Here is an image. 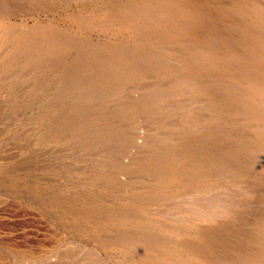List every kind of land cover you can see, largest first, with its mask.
Here are the masks:
<instances>
[{"label":"rangeland","instance_id":"obj_1","mask_svg":"<svg viewBox=\"0 0 264 264\" xmlns=\"http://www.w3.org/2000/svg\"><path fill=\"white\" fill-rule=\"evenodd\" d=\"M114 2L0 0V264H264V102L233 125L252 67L193 58L174 16L105 24Z\"/></svg>","mask_w":264,"mask_h":264},{"label":"bare ground","instance_id":"obj_2","mask_svg":"<svg viewBox=\"0 0 264 264\" xmlns=\"http://www.w3.org/2000/svg\"><path fill=\"white\" fill-rule=\"evenodd\" d=\"M117 1V0H116ZM125 2V1H123ZM113 3V2H112ZM126 3V2H125ZM114 6L111 7L110 9V15L108 17H106V15H108V11L105 10V9H96L95 10V13H100L101 17H102V20L104 18V23L105 24H113L114 22H116L117 20L120 22V23H123L126 22V21H129L131 19H135V17H138L140 18V20L142 21V24L146 27L147 25H149L150 22H153V20L155 18H157L156 16L159 15V19L160 20H163L165 22V18L166 17H170L171 16H174L175 17V22L172 21V23L174 25H177L179 22L183 21V24L184 27L182 30L180 31H176L174 32L173 29H174V26L171 27L173 24L171 25H168V24H165L164 28H166V30H168L169 32L170 31H173L171 33H176L177 34V37L179 39H185V32H187L189 30V32H199L197 33L198 34V37H195V34H193L194 37H189V39L187 40H190L191 42L188 43L190 46H195L198 51L196 53L195 56H193V58L197 59L199 58L200 56H207V58H209L208 56H211L210 58H212V56H217L218 54H223V60H227V61H230L234 58L236 59H239L242 57L244 58V61L243 62H246L248 63V65H250L252 67V69L250 70V72H248V76H246L245 74L244 75H241L240 77H238L234 83L232 85H236L240 82H242V79H246L248 78V80L246 81V83H248L245 88L247 89L245 95L243 94L244 91H241V95L243 94L244 95V100H239L241 101V106L242 108H246L248 109L247 111H245L243 114H238V116L240 115L241 118H243L242 122L239 123V122H234L233 125H235L236 129L240 130V128H242L241 126H243L245 123H248L249 121H252L253 119L255 120V115H254V112L257 111L256 108V104L260 103V102H264V89L261 90L259 88V84H260V81L263 80L264 78V53H260V55L258 54L259 53V49H255L254 51L256 53H253L252 52L248 53L247 49L248 48H252L253 46L256 45V40L259 39L260 36H264V0H132V2L129 4V5H126L125 4H122L120 2H114ZM128 4V3H127ZM120 5V6H119ZM232 5V6H231ZM108 6H110V4H108ZM175 9L177 14L175 13H172L173 10ZM224 11H228L227 12H223ZM211 11H215L218 15L216 16H213L214 20L212 21L210 18L212 17L211 14ZM97 13V14H98ZM142 13V14H141ZM157 13V14H156ZM160 13L163 14V17L160 16ZM214 13V14H216ZM226 13L229 14L231 16L230 17H227L226 16ZM114 14V15H112ZM172 17V18H174ZM224 17L227 18L226 20H224ZM98 18V17H97ZM84 19V18H83ZM155 21H158V19H155ZM113 22V23H112ZM158 22H161V21H158ZM117 25V24H116ZM107 26V25H106ZM110 26V25H108ZM113 26V25H111ZM115 26V25H114ZM194 26L197 27V29H194ZM236 31V33L238 34L237 37H243L244 38V41L248 44H242V43H237L235 40L232 41L231 39V34L234 33ZM138 36V38L136 39V37H133L135 39H133L132 41H130L132 44H133V47L135 48L134 50H143V51H138V52H141L144 54V52L148 51H153L154 49H145V45L143 42L140 41V39L142 38L141 35H136ZM157 36L154 34V33H151L150 34V39L151 41H158L157 42V45L160 44V40L159 38H156ZM2 38V37H1ZM48 38V37H47ZM234 38V37H233ZM228 40H231V41H228ZM143 41V40H142ZM150 41V40H149ZM94 42V41H93ZM255 42V45L254 43ZM104 43V42H103ZM103 43H102V46H103ZM124 43V42H123ZM142 45H141V44ZM179 43H182L181 45H183V43L185 44L184 41H179ZM96 44V42H95ZM99 44V43H97ZM119 44V43H118ZM178 44V43H177ZM187 44V43H186ZM260 46V48H264V40L263 42H260L258 43ZM94 44H92V47H93ZM135 45V46H134ZM180 44H178L179 46ZM188 45V46H189ZM91 46V45H90ZM110 46V45H109ZM112 46V44H111ZM116 46V45H114ZM112 46V48L114 47ZM118 46V45H117ZM116 46V47H117ZM163 46V45H162ZM168 46V45H166ZM184 46V45H183ZM180 47V46H179ZM224 47L227 48V51H224L223 53H221L223 50H224ZM94 48V47H93ZM96 48V47H95ZM108 48V47H107ZM120 48V46H119ZM181 48V47H180ZM225 48V49H226ZM97 49V48H96ZM111 49V48H110ZM191 49V48H189ZM194 49V48H193ZM84 50V49H83ZM106 50V49H105ZM112 50V49H111ZM169 50V49H168ZM172 50V49H171ZM192 50V49H191ZM190 50V51H191ZM261 50V49H260ZM170 51V50H169ZM193 51V50H192ZM264 51V49H263ZM95 52V50H94ZM116 52V51H115ZM136 52V51H135ZM175 52V51H174ZM185 52V51H184ZM258 52V53H257ZM113 53V52H112ZM170 53V52H169ZM180 53V52H179ZM116 54V53H115ZM154 54V53H152ZM194 54V53H193ZM217 54V55H216ZM258 54V55H257ZM92 55V53H91ZM135 55V54H134ZM191 55V54H190ZM94 56V55H93ZM149 56V55H148ZM146 56V57H148ZM188 56V55H187ZM151 57V56H150ZM165 57V56H164ZM200 57V58H201ZM189 58V56H188ZM192 58V62L194 63V59ZM205 58V57H203ZM220 58V57H219ZM1 59V58H0ZM94 60V58H92ZM97 59V58H96ZM146 58H142V60H145ZM156 59V58H155ZM141 60V58H140ZM158 60V59H157ZM163 61V59H161ZM160 60V61H161ZM207 60V59H206ZM206 60L203 61V63L205 64L206 63ZM222 60V59H221ZM256 60L257 62L259 61V64L257 65L256 64ZM151 61V60H150ZM200 61V60H199ZM198 61V62H199ZM233 61V60H232ZM78 62V61H77ZM143 61L139 62L140 65L141 64H144L142 63ZM145 62V61H144ZM169 62V61H168ZM176 62V61H175ZM185 62V61H184ZM208 62V61H207ZM225 62V61H224ZM66 63V62H65ZM155 63V62H154ZM153 63V64H154ZM157 63V62H156ZM159 63V61H158ZM173 63V62H172ZM173 66H175L174 64H172ZM177 63V62H176ZM202 63V62H201ZM238 63V62H237ZM180 64V62H179ZM189 64V62H188ZM187 64V65H188ZM200 64V63H199ZM211 64V63H210ZM220 64V63H219ZM230 64V63H229ZM111 65V64H110ZM158 65V64H157ZM161 65V64H160ZM183 65V64H182ZM109 66V65H108ZM152 66V64H151ZM155 66V65H154ZM198 66V65H197ZM214 66V65H213ZM256 66V67H255ZM1 67V66H0ZM112 66H110L111 68ZM169 67H172V66H169ZM182 67V66H181ZM228 67V66H226ZM168 68V66H167ZM177 65H176V69H177ZM201 68L205 69V71H207V73L212 76L213 75V70L212 69H207L206 68V65H204L203 67L201 66ZM85 69V68H84ZM174 68H171V71H174L173 70ZM183 69V68H181ZM186 69V68H185ZM201 69V71H202ZM225 69V68H224ZM223 69V70H224ZM242 69V68H241ZM248 69V67H247ZM135 70V69H134ZM169 70V69H167ZM68 71V70H67ZM150 71V70H149ZM186 71V70H185ZM248 71V70H247ZM168 72V71H166ZM179 72V70H178ZM204 72V71H203ZM202 73V72H201ZM205 73V72H204ZM222 73V72H221ZM246 73V72H245ZM195 74V71H192V74L188 77L189 79L193 78L192 76H194ZM128 75V74H127ZM176 76L173 75V74H164V77H166L167 79H171L172 77ZM184 76V75H183ZM200 76V75H198ZM197 76V77H198ZM235 76V75H234ZM87 77V76H86ZM127 77V76H126ZM195 77V80L196 78ZM186 78V76H185ZM214 78H217L216 76H214ZM188 79V80H189ZM184 80V79H183ZM194 80V79H193ZM202 80V79H201ZM219 80H222V79H219ZM200 81V80H199ZM224 81V80H223ZM222 81V82H223ZM257 81V82H256ZM202 82V81H201ZM233 82V81H232ZM191 83V82H190ZM200 83V82H199ZM264 83V82H263ZM218 84V83H217ZM196 85V82L195 84L192 86L194 87ZM221 85V84H220ZM219 85V86H220ZM226 85V84H225ZM228 85V84H227ZM231 85V84H230ZM263 85V84H262ZM197 86V85H196ZM222 86V85H221ZM224 86V85H223ZM229 86V85H228ZM239 86V85H237ZM234 87L232 88V86H230V88H232L231 90L233 89H238V87ZM202 87V86H200ZM198 87V88H200ZM218 87V86H217ZM216 87V88H217ZM229 88V87H228ZM222 89V87H221ZM187 90V89H186ZM220 90V89H219ZM230 90V91H231ZM155 91H158V90H155ZM185 93V91H183ZM215 93H218L219 92H215ZM214 93V94H215ZM227 93V92H225ZM230 93V92H229ZM156 94V93H155ZM223 93H221L222 95ZM260 94V96H259ZM157 95V94H156ZM229 96H231L229 94ZM241 97V96H240ZM259 97V98H258ZM253 99V103L251 102ZM156 100V99H155ZM219 100V99H218ZM226 101H229L230 98H226L225 99ZM249 100V101H247ZM110 101V100H109ZM159 101V100H157ZM217 101V99H216ZM220 101V100H219ZM214 102V101H213ZM225 102V101H224ZM219 103V102H218ZM238 103V102H237ZM220 104V103H219ZM222 104V103H221ZM225 104V103H224ZM263 104V103H261ZM223 105V104H222ZM233 105V104H232ZM240 105L239 103L237 104V107H239L238 111H241L240 110ZM209 107V105H208ZM221 107V106H220ZM223 108V107H222ZM263 108V107H262ZM260 109V108H259ZM264 109V108H263ZM218 110V109H217ZM250 110V111H249ZM255 110V111H254ZM262 110V109H261ZM259 113V112H257ZM231 115V114H230ZM234 115H235V112H234ZM237 115V113H236ZM262 115V114H260ZM229 116V115H228ZM208 118V116H207ZM220 119V118H219ZM222 119V118H221ZM211 120V119H210ZM246 120V121H244ZM255 122V121H254ZM224 123V122H223ZM206 125V124H205ZM245 126V125H244ZM248 126V125H247ZM260 126V125H259ZM228 127V126H227ZM254 127V126H253ZM235 128V127H234ZM258 128V127H257ZM260 128V127H259ZM258 128V129H259ZM235 129V130H236ZM246 129V128H245ZM256 129V128H255ZM264 129V128H263ZM261 129V130H263ZM242 132V131H241ZM245 132V131H244ZM264 132V131H263ZM247 133V132H245ZM262 134V133H261ZM261 137V136H260ZM250 138V137H249ZM258 141V140H256ZM255 141V142H256ZM260 142V141H259ZM225 144V143H224ZM237 144V143H236ZM257 144V143H256ZM259 145V144H258ZM264 145V144H263ZM255 148V147H254ZM259 148V147H258ZM261 148V147H260ZM263 150V149H262ZM251 152H254L250 149ZM245 152V151H244ZM255 153V152H254ZM260 153V152H259ZM257 154V152H256ZM245 156V155H244ZM264 156V155H263ZM262 156V157H263ZM259 159V158H257ZM264 159V158H262ZM260 160V159H259ZM260 164V163H259ZM263 164V163H262ZM258 165V164H257ZM248 166V165H247ZM261 166V165H259ZM263 166V165H262ZM251 167V166H250ZM253 167V166H252ZM256 166L254 165V168ZM258 167V166H257ZM244 168V167H243ZM259 168H262V167H259ZM246 169V168H245ZM252 169V168H251ZM258 169V168H257ZM233 171V170H231ZM240 172V171H239ZM247 172V171H246ZM256 172V170L254 171ZM258 173V171H257ZM261 173V172H260ZM263 173V172H262ZM242 174V173H241ZM239 175V174H238ZM257 175V174H256ZM258 176V175H257ZM257 176H256V180H257ZM259 179V178H258ZM254 180V179H253ZM261 180V179H260ZM255 181V180H254ZM262 181V180H261ZM248 182V181H246ZM250 182V181H249ZM260 182V181H259ZM257 182V183H259ZM244 183V182H243ZM262 183V182H261ZM260 183V184H261ZM249 184V183H248ZM252 184V183H251ZM260 184L258 186H260ZM261 185H264V184H261ZM257 186V187H258ZM254 188V187H253ZM252 188V189H253ZM222 189V188H220ZM245 189V188H244ZM256 189V188H255ZM254 189V190H255ZM258 189V188H257ZM260 189V187H259ZM223 190H228V187L226 186V188H224ZM262 190V189H261ZM260 190V191H261ZM245 191V190H244ZM213 193V191H211ZM216 192V191H215ZM208 194H211L210 191L209 192H206ZM222 193V198H218L217 201H219L217 204L218 206V209H219V206L220 207H224L223 205L225 204V200L226 198H224V194L223 195V192ZM261 194V193H260ZM263 194V193H262ZM229 200V199H228ZM227 202V201H226ZM230 202V201H228ZM262 203V202H261ZM259 204V203H258ZM250 204H248V207H249ZM261 205V204H259ZM264 205V204H263ZM251 206V205H250ZM230 208V207H229ZM233 208V207H232ZM238 208V207H237ZM255 209V208H253ZM263 209V208H262ZM264 210V209H263ZM228 211V210H227ZM224 212V211H223ZM250 212V211H249ZM225 213V212H224ZM238 212H235L234 214H237ZM240 213V212H239ZM256 213V212H255ZM220 214V212L218 213ZM222 214V213H221ZM234 214H230V216L232 217ZM249 214V213H248ZM260 214V212H259ZM227 215V214H226ZM225 215V216H226ZM229 215V214H228ZM238 215V214H237ZM236 215V216H237ZM250 215V214H249ZM251 215L253 216V214L251 213ZM255 215V214H254ZM219 216V215H218ZM228 217V216H227ZM243 217V216H242ZM262 217V216H261ZM264 217V216H263ZM262 217V218H263ZM233 218V217H232ZM205 219V218H204ZM247 219V218H246ZM257 219V218H256ZM228 220V219H227ZM263 220V219H262ZM249 222V221H248ZM218 223V222H217ZM260 223V222H259ZM255 226V225H254ZM253 226V227H254ZM256 227V226H255ZM245 228V227H244ZM251 229V228H250ZM259 229V228H258ZM263 229V228H262ZM247 230V229H246ZM262 231V230H261ZM228 233V232H227ZM257 233L258 230H257ZM261 233V232H260ZM264 233V232H262ZM261 236V235H259ZM258 236H255V240H254V244L255 246H257V249L259 247H261L260 243H257L258 242V239L257 238ZM262 238V237H260ZM252 239V238H251ZM264 239V238H263ZM250 241V240H249ZM253 241V239L251 240ZM225 242V241H224ZM262 242V241H261ZM260 245V246H259ZM200 245H196V248L199 247ZM222 247V246H221ZM152 248V247H151ZM12 250V249H11ZM197 250V249H196ZM262 251V250H261ZM244 252V251H243ZM263 252V251H262ZM247 253V252H246ZM196 255V254H195ZM255 256H257V253L254 251V254ZM193 256V255H192ZM210 257H208V259H213L211 257V255H209ZM205 257V256H204ZM216 257V256H215ZM259 258V255L257 256ZM261 258L258 260V262L262 261L264 262V256H260ZM198 258V257H197ZM256 258V257H255ZM191 259V258H190ZM195 259V258H194ZM253 259V258H252ZM252 259H247L246 261L243 260L244 262H242L241 264H247L249 260H252ZM187 260V259H185ZM255 260V259H254ZM206 261V260H205ZM217 261H220V264H233V261L231 258H227V256H223V258H220L219 260ZM191 262V261H190ZM255 261H253L252 263H254ZM257 262V261H256ZM193 263V262H192ZM180 264V263H179ZM184 264V263H182ZM187 264V263H186ZM189 264V263H188ZM238 264V263H237ZM240 264V263H239ZM251 264V263H250ZM262 264V263H261Z\"/></svg>","mask_w":264,"mask_h":264}]
</instances>
